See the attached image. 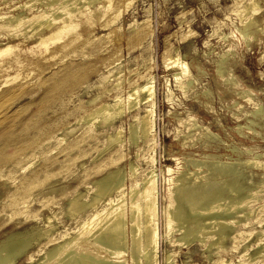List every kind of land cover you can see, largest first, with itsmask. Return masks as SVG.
<instances>
[{
    "label": "rangeland",
    "instance_id": "1",
    "mask_svg": "<svg viewBox=\"0 0 264 264\" xmlns=\"http://www.w3.org/2000/svg\"><path fill=\"white\" fill-rule=\"evenodd\" d=\"M247 1L249 0H111V7L107 9L109 6L106 1L98 0L87 4L84 7L87 9L81 10L83 14L77 19L79 23L75 32L72 31L63 40L51 45L44 54L40 55L39 51L29 52L28 49L36 45L35 37L25 40L20 37L18 40L24 41L15 48L16 50L12 49V52H20L18 59L6 63L9 61L6 58L10 57L6 55L1 58L3 62H0L3 66V70L0 71L3 75L0 77V97L6 89L15 87L18 89L14 97H4L6 101L3 102L5 109L8 110L5 112L10 114L7 116L5 113L7 116L5 120L9 118L7 124L4 120L2 125L10 126L13 140H17L9 145L5 144L8 147L3 146V154L18 156L12 158L13 161L6 162L7 164L5 161L0 163V240L6 233L23 231L36 223L42 225L48 215L53 216L52 220L57 223L59 230L64 226L72 229V234L75 232L77 216L69 219L64 214L65 202L54 205L52 211L39 209L37 199L50 188L48 185L32 193L35 194L32 199L23 198L27 201L24 202L22 210L28 206L24 212L22 210L11 212L7 209L12 188L20 183L25 174L40 168L44 163H51L53 159H62L60 147L88 128L90 123H77V119L92 106L101 100L110 102L116 93L124 100L131 87L137 85L140 87L147 81H153V130L150 134L152 137L148 136L153 140L138 152V147L143 146L141 139L135 145H128L130 113L126 112L104 129L95 128L97 132L114 127L122 128L121 145L108 148L95 159L85 156L83 166L80 165L79 159H73L70 161V167L60 172V180L53 183L52 188L65 194H74L78 190L85 193V187L101 174V172L89 174L88 168L112 152L120 150L123 157L119 160L118 166L124 170L125 196L131 182L136 181L142 186L141 176L150 169L154 170L160 216L158 226L160 225L159 231L162 233L164 228L162 207L168 203L167 166L176 174L177 171L184 170L185 161L189 158L240 162L255 158L257 162L264 163V0H257L258 5L246 13L243 6ZM28 2L29 0H0V14L31 16L40 5L35 4L36 9L34 6L25 7ZM100 9L102 10L99 11ZM118 9H121V12ZM89 10L93 11L92 13L102 12L101 15L104 16L100 18L101 15L98 13L94 15L90 12L92 14L90 19ZM112 12L117 15H113ZM249 17H253L255 22L247 26L248 23L245 22H248ZM82 18H87L88 21ZM245 25L246 30L242 34L238 29ZM8 30H0L1 42L17 44L16 38L9 39L10 35H6ZM220 37H223V40ZM73 38L76 39L72 42L70 39ZM66 42L70 43V46ZM63 43L68 46L63 47L65 50L61 48L65 45ZM52 49L58 52L54 58H49L48 54ZM168 54L177 56V63L171 64L173 67L170 64L168 67L164 66ZM178 64H184L188 72L180 73L176 66ZM69 66L71 69L73 66L76 67H73L74 69L83 68L84 75L76 81L68 80L54 94V99L44 104L42 100L44 93L55 78L63 76L70 69ZM10 76L12 78L16 76L17 80L15 77L12 79V81L15 79L13 82L8 80L10 83H3L4 77L10 79ZM188 79L191 80L190 84L187 82ZM117 82L118 85L115 86ZM184 87H187L188 91ZM108 88L112 89L107 92ZM19 91L22 92L18 93ZM95 97H98L96 101L90 103L89 101ZM10 117H14L12 121ZM189 118L195 119L197 126L192 132L187 133L190 138L183 143V134L191 127L188 124H181V121ZM206 128L216 133L219 140L210 142L203 136ZM98 136L102 140V136ZM30 137H35L39 148L37 146L33 148V144L22 143V140ZM192 140H195L194 143ZM20 146L23 147L19 148ZM9 149L17 152L14 154L8 151ZM56 153H59V156ZM129 163L135 168L132 177L128 170ZM12 166H16V169L11 171ZM243 176L262 180L264 169L261 167L243 169ZM243 176H240L241 180ZM84 197L88 198V194ZM106 201H102L101 204ZM251 207L252 215L247 220L239 222L240 225L237 224L236 229L243 233L248 230L257 233L242 234L241 237L233 234L225 240L223 248L214 247L211 250H206L203 247L204 243L197 241L179 246L171 245L160 237L159 264H166L162 262L161 255L170 248L175 253L172 259L174 264H215L221 259L233 264H249V256L258 249L259 243L264 244V221H261L260 225L259 222H255L256 218L263 217L261 213L264 207V190L258 192L257 199L251 203ZM16 213L21 214L17 216ZM176 233L177 231L173 232ZM233 238L236 239L234 240L236 243ZM36 246L33 245L30 250ZM244 249L247 250V254L243 255ZM256 259L252 261L253 264L264 262V257ZM19 264H26V261L19 260Z\"/></svg>",
    "mask_w": 264,
    "mask_h": 264
},
{
    "label": "bare ground",
    "instance_id": "2",
    "mask_svg": "<svg viewBox=\"0 0 264 264\" xmlns=\"http://www.w3.org/2000/svg\"><path fill=\"white\" fill-rule=\"evenodd\" d=\"M96 1L98 0H29V2L25 4V7L34 6L35 8V4H39L40 7L37 9L35 8L36 11L33 12L31 16H21L11 13L0 14V30L9 29L6 34L10 35L8 36L9 39L16 38V40H18L21 37L25 40L29 37H35L34 42L36 45L32 46L28 50L29 52L33 51L35 53L39 51L41 55L48 51L49 48H51V45L53 46V44L63 40L67 34L72 31L75 32V28L79 23V20L77 21V19H80L79 16L82 17L83 14L81 10L87 9L84 8L87 4H91ZM102 1L103 0H101V2ZM105 1L109 6H107V9H109L111 7V0ZM257 5V0H249L245 3V6H243V10L247 13L249 9L254 8ZM101 10L102 9L99 11ZM88 12V14H91L93 11L91 12V10H89ZM255 12L256 11H254L253 14H255ZM101 13L99 12L98 15H101ZM116 13H113V15ZM92 14L89 17L90 19ZM102 16L104 15L102 14L100 18H102ZM85 17L88 16L85 15ZM82 19L86 20L87 18ZM107 20H109V18ZM247 21L248 22L245 23H248V26L252 25L255 22V19L253 17H249ZM245 27L246 25L238 29V31L243 34L246 30ZM255 31L256 30H254V32ZM8 38L7 40H9ZM75 39L76 38L70 40L73 42ZM220 39L223 40V37H220ZM24 40H18L17 44H9V41L2 43L0 37V62H3V59L1 60V58L6 55L10 56L9 58H6L9 60L6 63L16 61L20 56V52H12V49L17 48ZM69 44L68 46H70ZM64 46L66 48L68 47L66 44L62 45L61 48L64 50ZM56 52L58 51L55 49L49 51V58H54L56 56ZM46 57L47 56L44 57L45 60ZM166 58V60H164L165 58H162L167 62L164 66H167L168 64H175L178 60L177 56L174 54L169 55ZM220 59L224 60L223 57H220ZM184 64L176 65L180 69V73L188 72ZM73 67L72 69L70 67L69 70H67L66 67L67 72L64 71L65 73L63 76L55 78V80L52 81L51 85L42 97L44 104L53 100L55 96L54 94H56L68 80L71 79V81H76L84 75L83 68L74 69L76 67ZM217 69L218 68H216V70ZM2 70L3 66L0 65V71ZM17 75L18 74H16V76ZM181 75L183 76V74ZM2 76L3 75L0 74V77ZM10 77V79H8L9 77H4L2 80L3 83H10L12 79L15 78L14 76L13 78L12 76ZM144 77H142V79ZM216 77L218 76L216 75ZM107 78L108 76L105 77V79ZM151 79L153 80V76ZM8 80L11 81L8 82ZM177 80L179 79L177 78ZM102 81L104 80L102 79ZM189 81L191 80L188 79L187 82ZM152 82L147 81L140 87L138 85L137 87H131L130 85L131 88L124 100L118 93H116L110 102L101 100L92 106V108L87 110L83 116L77 119V123H90L88 128H86L75 139L60 147L62 159H53L51 163H44L40 166V168L22 176L20 183L13 186L12 192L10 191L11 199L7 205V209L11 212L21 211L24 207V202L27 201H24L25 199L23 198L32 199L35 195H32V193L40 191L44 188V186L48 185L50 188L37 199V203L40 207L39 209L52 211L54 205H59L65 202L66 205L64 206V214L68 218L77 216V220L75 222V232L73 234L71 231L72 229L65 228L64 226L63 229L59 230V227L56 226L57 223L53 222V216L51 215L46 217V221H44L42 225L36 223L23 231H11L12 233H6L0 240V264H19V260L26 261V264H159L158 251L160 237L168 241L171 245L176 244L179 246L192 241H197L202 244L204 243L203 247H205L206 250H211L214 247L223 248L225 240L233 234H236L237 236L240 235L241 237L242 234L251 235L252 232L257 233V231L252 230H248V232L246 231L243 233L236 229V225L239 222L247 220L249 216L252 215L253 210L251 203L257 199L258 192L264 190V177L262 180H255L253 177L243 176V169L252 167H261L264 169V163L257 162L255 158L247 159L246 161L241 162L220 159L201 160L189 158L185 161L184 170L177 171L176 174L173 172L172 168L167 166L166 173H168V178L166 184L168 195L166 198L168 203L164 204L162 207V216L164 221L162 233L159 231L160 225L158 226V217L160 216H158V198L156 196L158 192L156 193L157 187L156 177L153 173L154 170L150 169L141 176L140 179L143 183L142 186H139L136 181L131 182L128 188V193L125 196V190L123 189L124 170H121L118 166L119 160L123 157L120 150L112 152L108 156L104 157L103 160L88 168V173L91 172L92 174H96L101 172V174L91 180V183L85 187V193L78 190L74 194H65L63 192H57L56 189L52 188L53 183L60 180V172L69 168L70 161L73 159H79L80 165L83 166L85 164V156L88 155L89 158L95 159L108 148L117 144L118 146L121 145L120 141L123 139L121 137L123 133L122 128L114 127L109 130H102L101 132H97L95 128L100 127L104 129V127L112 124L126 112L130 113L127 136L128 145H135L137 141L141 139L143 141V146L138 147V152L153 140V138H149L152 137L150 134L153 130L152 95L154 91ZM190 83L191 82L188 84ZM117 85L118 82L115 86ZM15 88L4 90L1 94L2 98L0 97V163H4L5 161V164L13 161L12 158L18 156V154H15L17 151L14 153L11 151L12 149H9L8 151L13 152L15 156H13V154L9 156L6 154L4 155V149H2L3 146H7L5 144L9 145L14 141L13 132L11 131L10 126H3L2 123L10 114L5 112L8 110L5 109L3 104V102L6 101L4 100V97H14V94H16L18 90ZM112 88H108L107 92H109ZM184 88L187 89V87ZM22 91H19L18 93ZM243 93L241 92V94ZM97 98L98 97H95L89 102L93 103ZM233 103L234 102H232V104ZM257 108L258 107H256V109ZM13 118L10 117V120H13ZM189 119L186 121L181 119V124H188L189 127H191L185 134H183V143L186 139L190 138L187 133L192 132L197 126L195 119ZM7 120L4 121L5 124H7ZM1 125L3 127H1ZM176 130L177 132L179 131V129ZM202 134L208 138L210 142L219 140L217 134L211 132L208 128H206L205 132ZM98 135L102 136V140ZM64 138L65 137H63V139ZM34 139L35 137L25 138L22 140V143L26 145L33 144V148L34 146L39 148L38 141L35 142ZM194 141L192 140L193 143ZM22 147L20 146L19 148ZM92 151H94V153H92ZM57 154L59 156V153H56V155ZM54 157L56 158V156ZM152 163L154 164V162ZM128 168L131 172L130 176L132 177L135 174L134 165L129 163ZM13 169H16V166H12L11 171ZM240 176H243V180L240 179ZM3 181L4 180H2V182ZM252 187H254V189H252ZM4 194H6V190ZM86 194H88V198L84 197ZM8 195L9 194L7 193V196ZM104 200H107L106 203L101 204ZM25 208H28V206ZM25 208L22 212L25 211ZM262 212L263 213H261V215H263V217L256 218L255 220V222H259L258 225L262 223L261 221H264V207L262 208ZM21 213H16V215L19 216L18 214ZM13 217L14 216H11V218ZM174 231H177V233L173 234ZM234 240L236 239L233 238V241ZM237 240L240 241V239ZM234 242L236 243V241ZM33 245L37 246L31 251L30 247ZM245 245H247V243H245ZM174 254L175 253L172 248L165 251V253L161 255L163 256L162 262L164 261L166 264H174V261L172 262ZM242 254H247V250L244 249ZM249 257V264L250 262L253 264L252 261L258 257L263 258L264 244L259 243L258 249ZM257 260L258 259H256V261ZM262 261L263 260L261 259V262ZM215 264L233 263L226 261L225 259H221L220 261L215 262ZM259 264H264V262Z\"/></svg>",
    "mask_w": 264,
    "mask_h": 264
}]
</instances>
